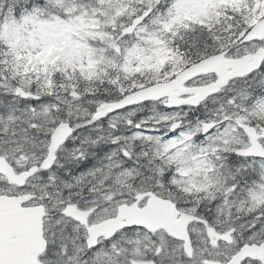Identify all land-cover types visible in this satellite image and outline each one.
I'll return each mask as SVG.
<instances>
[{
    "label": "snow or ice",
    "instance_id": "6c2138e0",
    "mask_svg": "<svg viewBox=\"0 0 264 264\" xmlns=\"http://www.w3.org/2000/svg\"><path fill=\"white\" fill-rule=\"evenodd\" d=\"M0 264H264V0H0Z\"/></svg>",
    "mask_w": 264,
    "mask_h": 264
}]
</instances>
